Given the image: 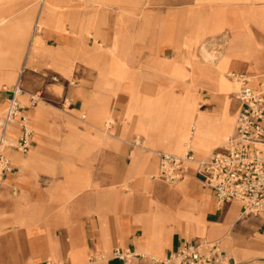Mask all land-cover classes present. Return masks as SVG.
I'll return each instance as SVG.
<instances>
[{"label":"crops","instance_id":"obj_1","mask_svg":"<svg viewBox=\"0 0 264 264\" xmlns=\"http://www.w3.org/2000/svg\"><path fill=\"white\" fill-rule=\"evenodd\" d=\"M262 81L264 0H0V120L19 84L34 133L6 149L0 264H167L207 242L213 264H264V212L219 201L195 161L160 174L162 153L221 146L238 92ZM183 98L197 102L188 146L164 138Z\"/></svg>","mask_w":264,"mask_h":264},{"label":"built area","instance_id":"obj_2","mask_svg":"<svg viewBox=\"0 0 264 264\" xmlns=\"http://www.w3.org/2000/svg\"><path fill=\"white\" fill-rule=\"evenodd\" d=\"M23 89L16 84L8 99L6 110L0 120V187L8 172L12 170V160L6 154L7 147H16L26 152L33 143V129L29 124L27 111L20 96ZM242 107L238 112L234 133L207 157L195 159L191 152L184 155L161 154V176L168 181L181 178L190 162L197 163V172L205 186L210 188L219 201L237 200L242 203L243 212H264V81L259 87L244 85L238 92ZM34 106L42 97L32 93ZM12 123L20 126L18 139L7 135ZM117 253L126 257L122 251ZM217 243H185L166 258L167 264H213L221 255ZM58 264L52 260L44 263Z\"/></svg>","mask_w":264,"mask_h":264},{"label":"rangeland","instance_id":"obj_3","mask_svg":"<svg viewBox=\"0 0 264 264\" xmlns=\"http://www.w3.org/2000/svg\"><path fill=\"white\" fill-rule=\"evenodd\" d=\"M213 53V57H217L220 52L216 51V52H212ZM68 103L69 101L67 99H65L62 107L63 108H68ZM182 104H185V107L183 108V110H181L178 115H177V123H174V125L172 123H168L167 129H166V133H165V138L167 139L169 136H171L172 133H177V137H179V140L186 142L187 146L191 145L190 143H192V140L194 138V131L191 129L193 127V121L195 119V111L197 109V102L193 99H186L183 98L181 100ZM188 120V122H186ZM187 124H189V128H186ZM172 128H170L168 130V128L170 126H172ZM186 125V126H185ZM181 126V127H180ZM183 126H185L183 128ZM177 129V130H175ZM233 134V131L226 134V139H228L231 135ZM182 148H183V144H181L179 147H177L175 149L176 152L180 153L182 152Z\"/></svg>","mask_w":264,"mask_h":264},{"label":"bare ground","instance_id":"obj_4","mask_svg":"<svg viewBox=\"0 0 264 264\" xmlns=\"http://www.w3.org/2000/svg\"><path fill=\"white\" fill-rule=\"evenodd\" d=\"M38 27H39V25H38ZM34 36V35H33ZM35 49V48H34ZM35 51V50H34ZM207 56V55H206ZM229 87H232V90H237V88H238V85H237V83L236 82H234L233 84L231 83L230 84V86ZM185 107V104H182L181 102L180 103H174V104H172V106H171V114H170V117H169V122L168 123H172V120L173 119H176L177 120V115H178V113L181 111V110H183V108ZM174 125V124H173ZM173 125L172 126H170L169 128H168V130L170 129V128H172L173 127ZM235 126H236V124H235ZM234 131H235V128H234ZM234 133V132H233ZM164 138H165V136H164ZM228 139H226V141H227ZM226 141H224L222 144H224ZM190 144H192V143H190Z\"/></svg>","mask_w":264,"mask_h":264}]
</instances>
